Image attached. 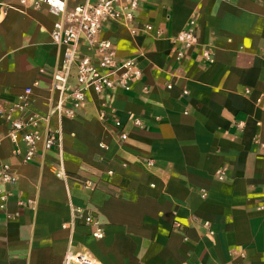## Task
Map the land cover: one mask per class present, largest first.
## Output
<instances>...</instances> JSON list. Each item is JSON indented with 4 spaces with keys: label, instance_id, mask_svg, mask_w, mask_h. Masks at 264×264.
<instances>
[{
    "label": "crops",
    "instance_id": "crops-1",
    "mask_svg": "<svg viewBox=\"0 0 264 264\" xmlns=\"http://www.w3.org/2000/svg\"><path fill=\"white\" fill-rule=\"evenodd\" d=\"M56 22L46 6L0 0V100L12 108L33 87L13 116L62 131L61 148L29 161L0 116V172L15 177L0 264H64L70 242L97 264H264V0H142L135 34L108 23L99 36L139 73L88 92L73 117L52 114L59 94L41 72L62 65ZM190 28L185 49L175 37ZM73 207L105 237L70 227Z\"/></svg>",
    "mask_w": 264,
    "mask_h": 264
},
{
    "label": "built area",
    "instance_id": "built-area-1",
    "mask_svg": "<svg viewBox=\"0 0 264 264\" xmlns=\"http://www.w3.org/2000/svg\"><path fill=\"white\" fill-rule=\"evenodd\" d=\"M142 0H85L74 8H69L67 0H20L21 3H32L36 8L46 6L51 14L57 17L52 39L64 47L62 65L47 73L52 79V88L59 94L57 105L52 114L60 118L73 117L75 110L80 108L87 99L88 92L97 94L108 89H114L121 79L130 77V73L138 74L135 61L118 63L114 57L112 44L108 40L99 39L105 24H119L132 33H136V13ZM193 24V23H192ZM152 30L147 25L145 31ZM197 41L193 28L179 33L175 43L185 49L191 48ZM86 44L88 53H83L82 45ZM35 86L39 83L35 82ZM33 87L25 90L22 102L8 108L0 100V116L8 123L9 130L6 137L15 145L21 142L27 146L26 159L34 160L41 146L44 152L54 147H62V131L39 132L38 118H15L14 111H24L31 103L30 95ZM71 102V108L66 104ZM103 116V115H101ZM3 137L0 135V142ZM58 178H67L68 175L62 167L54 169ZM15 177L9 165H3L0 172V209H4L8 193L4 186L13 184ZM83 222L94 227L93 236L96 239L105 237L103 223L92 213L78 207L72 208L70 227ZM68 227V226H66ZM70 247L65 255L64 264H97V261L85 253L74 252Z\"/></svg>",
    "mask_w": 264,
    "mask_h": 264
}]
</instances>
